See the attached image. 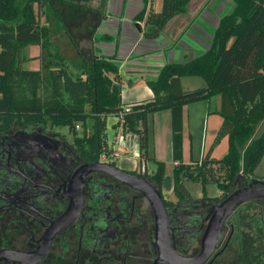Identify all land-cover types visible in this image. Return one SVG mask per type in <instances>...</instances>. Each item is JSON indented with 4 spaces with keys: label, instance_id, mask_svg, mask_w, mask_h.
<instances>
[{
    "label": "trees",
    "instance_id": "1",
    "mask_svg": "<svg viewBox=\"0 0 264 264\" xmlns=\"http://www.w3.org/2000/svg\"><path fill=\"white\" fill-rule=\"evenodd\" d=\"M91 1L0 0V131L31 122L67 127L78 152L95 161L102 155L111 158L115 152L107 133V118L114 114L118 121L113 127L137 136L141 161L156 164L153 178L162 184L167 165L150 153V117L168 109L176 195H190L183 181L188 177L200 180L205 194V184L217 182L223 197L239 175L250 179L264 157V128L258 132L264 123V0H234L232 9L219 18L205 51L187 61L164 63L154 78L146 79L153 96L129 103L122 99L117 57L103 54L96 45L112 42L115 36L95 33L88 56L66 28L59 5L103 14ZM155 1L142 0L143 7L134 18L144 22L142 33L147 39L161 36L172 19L187 13L193 0H162L160 11L154 8ZM63 33L70 35L74 57L61 53L53 40V34ZM31 45L40 47L37 69L24 66L33 59L28 53ZM184 76H201L207 85L184 90ZM218 95L222 123L197 166V180L184 162V108ZM223 137L228 138V151L214 158V146Z\"/></svg>",
    "mask_w": 264,
    "mask_h": 264
},
{
    "label": "flooded vegetation",
    "instance_id": "2",
    "mask_svg": "<svg viewBox=\"0 0 264 264\" xmlns=\"http://www.w3.org/2000/svg\"><path fill=\"white\" fill-rule=\"evenodd\" d=\"M58 130L31 122L0 131V264H196L221 202L253 181L240 177L224 197L190 192L182 198L170 174L166 186L145 164L128 169L115 159L88 161L72 134ZM96 162L152 186L115 168L90 166ZM156 190L162 214L148 196ZM201 264H264V198L226 217Z\"/></svg>",
    "mask_w": 264,
    "mask_h": 264
},
{
    "label": "crops",
    "instance_id": "3",
    "mask_svg": "<svg viewBox=\"0 0 264 264\" xmlns=\"http://www.w3.org/2000/svg\"><path fill=\"white\" fill-rule=\"evenodd\" d=\"M213 2H214L213 0H193L192 4H194L193 6L198 5V8L200 9L203 7L200 11L203 19L207 23L208 21H210L212 24L215 25L216 28L219 22V16L216 15L218 19L211 21L210 20L211 18L207 14L209 13L210 9L212 10ZM124 3L125 4L120 9L119 13L113 15V13L110 12L112 15L109 14V16H107L108 18L101 21V24L99 25L100 28L99 32L111 34L115 36V39L112 42H100L97 43L96 45L103 54L108 56L114 55L117 57L116 60L120 68L119 74L121 80L122 99L123 102L129 103V102L141 101L144 99L151 98L153 96V91L147 85L146 79L154 78L157 74V71L166 62L187 61L189 58H192L205 51L210 46L214 32L210 33V31L206 30L203 26L201 27L197 25L195 20H193V22L188 26H184V24H182L183 30L180 29L181 38L178 39L179 41H177L175 45L172 40L175 39V36L171 35V31H172L171 28L179 25V23L183 19L182 15L184 14H182L174 19L175 22L178 20V22L175 23L176 25L173 24L174 21L172 23L169 22L168 26L161 34V36H159L156 39H147L144 37L141 31L142 29L138 26L137 22H135L134 20L137 12H134V15H129V13L126 15V8L127 5L129 4V0H125ZM156 10L160 11L161 9L160 10L156 9ZM191 13L192 12H190V14ZM199 14L200 13H198L197 17L199 16ZM205 14L208 16L207 18L204 16ZM112 16L114 17L112 18ZM221 16L222 14L220 15V17ZM129 18H132L131 22L134 23L131 24ZM112 23L113 24L116 23L117 26L120 23L119 29L117 27V31H112L107 29L108 28L107 25L108 24L113 25ZM123 24H127L128 25L127 28H125ZM184 27L186 28L184 29ZM194 27H196V29ZM191 28L197 30V33L191 32ZM167 34L171 35L172 37V38L171 37L168 38L169 41L164 39L166 36H168ZM188 36L191 38L186 39L188 38ZM173 44L175 47L178 46V48L181 49L180 55L179 56L177 55L178 59L174 58L171 53L172 50L171 47H173ZM163 55H165L166 57H163ZM124 73L130 75V78L123 77ZM181 82L183 87L182 79ZM214 98L215 97H213L210 101L205 100L207 104L205 110L206 115L204 119V124L207 130L211 118L210 114L212 112H215L217 115H219L217 113V110L220 108L221 102L220 99H217L214 102L215 103L214 104L213 103ZM190 107L191 104L186 105L184 108V162H188V160H193L194 158L193 134L190 128V117H191ZM150 118H151V132H150V142H149L150 153L154 155L156 159L165 162L167 168H168V164H173L174 166L176 163L173 161V154H172L171 112L168 109L158 111L154 113ZM221 123H222V119L217 116L214 122V124L216 125L213 127V133L219 129ZM115 135L116 136L121 135V139L116 141L115 139L116 136L114 137V142H115L114 153L117 154L115 155L114 159L119 161L120 158L123 156L122 167L128 169H136L138 166V161L140 165L145 164L146 166H148V163H151L150 161L141 163L139 142L136 135L132 133L124 134L122 128H119L118 130L115 129ZM214 152L215 151L213 150L212 157ZM204 154L205 151L203 153V156ZM132 158H135V161ZM202 159L203 157L201 158V160H197L198 165H200ZM155 169H156V164H155Z\"/></svg>",
    "mask_w": 264,
    "mask_h": 264
},
{
    "label": "rangeland",
    "instance_id": "4",
    "mask_svg": "<svg viewBox=\"0 0 264 264\" xmlns=\"http://www.w3.org/2000/svg\"><path fill=\"white\" fill-rule=\"evenodd\" d=\"M213 1L214 2L212 3V10L210 9L209 13H207L209 15V17L211 18V19L210 18H208V19H210L211 21L217 20L218 19L217 16H219V18H220L221 14L223 15L225 13H228L232 9V7L234 6V0H213ZM90 3L93 7L103 9V11H102L103 14L102 13L100 14V11H88V10L81 11V10H78L76 7H71L68 5H59L62 8V16H63V19L65 21V25H66V28L68 29L69 34L72 36V39L75 40V42L82 48V50L88 56H90L91 52H92V49H91L92 48V38H93L94 34L95 33H98V34L101 33V32H99L100 31L99 25L101 24V20L107 19L108 18L107 16H109V14H111L110 12H112L113 15L119 13L120 9L125 4L123 0H92ZM162 5H163L162 0H156L154 2V7L156 9H159V10L162 9ZM193 5L194 4H192V2H191V4L188 7L187 13L182 15L183 19L181 20L179 25L171 28L172 29L171 35L175 36V39H172L175 45H176L177 41H179L178 39L181 38L180 37L181 30L180 29L183 30L182 24H184V26H188L190 24L191 17L198 15V13H200L199 16L201 18L199 16L195 17L194 20H195L196 24L201 26V27L203 26L206 30L210 31V33H213L215 30L214 24H212L210 21H208V23H207L203 19L202 14L200 12L203 7L200 9V8H198V5L197 6H193ZM142 7H143L142 0H129V4L127 5V8H126V15L128 13H129V15H134V12L138 13ZM77 10L79 11L80 18H78L79 16H78V14H76ZM190 12H192V13L190 14ZM128 16H126V17H128ZM204 16L206 18L208 17L206 14ZM113 17L114 16H112V18ZM129 19L131 22L132 18H129ZM174 19H172L170 22L172 23L174 21ZM41 20L43 22L44 17H41ZM113 22H115V21H113ZM135 22H137L138 26L139 27L141 26V29H142V27L144 26V22L143 21L139 22L136 20H135ZM177 22H178V20L176 22L174 21L173 24H175ZM132 23H134V22H131V24ZM119 25H120V23H119ZM119 25L117 26L116 23L113 25L108 24L107 29L112 30V31H117V27L119 29ZM123 25L125 28H127V26H128L127 24H123ZM185 28L186 27H184V29ZM194 28L196 29V27H194ZM195 29L191 28V32L197 33V30H195ZM70 35H68L66 33L53 34V40H54L55 44L57 46H59L61 53H63L64 55H66L68 57H74L76 55V49H75V46L72 44V40L70 38ZM167 35L169 37L166 36L164 38L165 40H168V38L171 37V35H169V34H167ZM190 38L191 37L188 36V38H186V39H190ZM164 39H163V41H164ZM171 48H172L171 53H172L173 57L177 58V55L179 56L181 53V49H179L178 46L175 47L174 45ZM28 53L30 54V56H32L33 59L26 62L24 64V66L27 68H32V69L39 68V58H38V55L40 53L39 45H31L28 49ZM163 57H166V56L163 55ZM134 75H137V74H134ZM123 77L130 78V75H127L124 73ZM182 80H183V89H186V90H192V89L204 87L207 85V81L201 76H184V77H182ZM217 99H220L219 95L215 96V98L213 99V103ZM206 104H207V102H205V101H201V102L199 101V102H195L194 104L191 103V107H190L191 108L190 128H191V131L193 134V146H194L193 147V149H194L193 155H194V158H193V160H188V162H185V163L190 164L191 172H193L191 174H193L197 178H198L197 160H201V158L203 157L204 151L206 153L210 149V147H211V145L215 139L217 131L213 133V127L216 125V124H214L216 117L218 116L222 119L221 116L217 115L215 112H212L210 114L211 118H210V123L208 125V130H207L206 126L204 124V119H205V115H206V111H205L206 110ZM199 109H200V111H199ZM107 121H108V128H107L108 141L114 147V143H115L114 137L116 135H115V128L113 127V124L118 121V116L114 115V114L109 115L107 118ZM260 126L261 127H260V129H258V132L263 130L264 123ZM59 129H60V130H58L59 132H61L62 134H65V136H67L68 138L71 137V133L69 132L67 127H59ZM78 130L80 132L81 128H79ZM115 139H116V141L120 140L121 135H119V136L117 135ZM228 144L229 143H228L227 137H223L220 141H218L216 143V145L214 146V149H213L215 151L213 154V157L217 158V159L222 158L225 155V153L228 151ZM110 159L114 160L113 154L111 155ZM132 159L135 161V158H132ZM122 160H123V156L120 158L119 161H117L118 166H122ZM143 162L144 161H141V163H143ZM147 167H148L149 173H152L155 170V163H153V162L148 163ZM173 167H174L173 164H168L167 171L169 174L172 173ZM137 169H142V167L139 164V161H138ZM252 177H253V179H256V180H264V157H263L260 165L257 167L255 174L253 176H251V178ZM197 180H199V178ZM183 181H184L185 185L187 186V188L189 189V191L193 194L194 197H198L200 193H204V192H202L203 191V184L200 180H199L200 181L199 182V181H196V179L188 177V178H184ZM205 187L207 190V195L211 198L218 197L222 193V190L220 189L218 183L215 181H208L205 184ZM165 193H166V191H165Z\"/></svg>",
    "mask_w": 264,
    "mask_h": 264
},
{
    "label": "water",
    "instance_id": "5",
    "mask_svg": "<svg viewBox=\"0 0 264 264\" xmlns=\"http://www.w3.org/2000/svg\"><path fill=\"white\" fill-rule=\"evenodd\" d=\"M90 166L98 167V166H106L109 168H115L118 171H121L120 169L116 168L115 166L111 164H104L101 162H96L94 164H91ZM123 172V171H121ZM130 176H132L135 180L138 181L141 180L143 183L150 184L147 180L143 178H138L137 176L127 173ZM239 175L237 179L234 181L233 185H237V181L240 179ZM132 184L137 185L136 182H132ZM164 183L166 186H169L171 183V177L169 174H167L164 178ZM142 187V186H141ZM157 191V190H156ZM149 199L151 200L153 206L155 207L158 214H162L165 211V204L161 197V194L159 191H157L156 196L152 193H148ZM264 198V180H256L253 179V181L248 186H242L239 188H235L219 205L217 208V211L211 220V224L208 227L207 231L205 232V235L203 236V248L200 253L196 257V264L203 263L209 255L214 251L216 248V243L218 241V238L221 233V227L223 222L225 221L226 217L234 210L236 209L240 204L251 201L254 199ZM159 219L164 220L163 224L165 223V219L159 216ZM165 225V224H164ZM158 232L161 233V228L159 227Z\"/></svg>",
    "mask_w": 264,
    "mask_h": 264
},
{
    "label": "built area",
    "instance_id": "6",
    "mask_svg": "<svg viewBox=\"0 0 264 264\" xmlns=\"http://www.w3.org/2000/svg\"><path fill=\"white\" fill-rule=\"evenodd\" d=\"M126 110L127 111L129 110V107L128 106L126 107ZM77 128H79V125H77ZM115 155H117V154H114L113 158L115 157ZM101 157H102V160L107 159V156L106 155H102Z\"/></svg>",
    "mask_w": 264,
    "mask_h": 264
}]
</instances>
